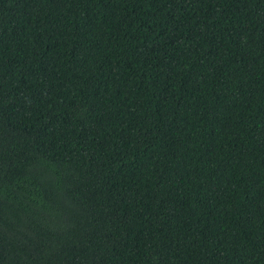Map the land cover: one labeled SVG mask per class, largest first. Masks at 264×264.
Returning a JSON list of instances; mask_svg holds the SVG:
<instances>
[{
    "label": "trees",
    "instance_id": "16d2710c",
    "mask_svg": "<svg viewBox=\"0 0 264 264\" xmlns=\"http://www.w3.org/2000/svg\"><path fill=\"white\" fill-rule=\"evenodd\" d=\"M0 264H264V0H0Z\"/></svg>",
    "mask_w": 264,
    "mask_h": 264
}]
</instances>
